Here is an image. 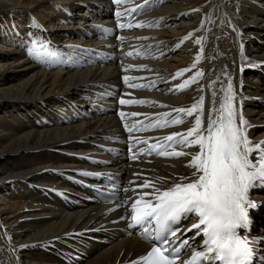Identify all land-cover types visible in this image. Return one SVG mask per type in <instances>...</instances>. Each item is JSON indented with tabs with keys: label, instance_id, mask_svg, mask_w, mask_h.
<instances>
[{
	"label": "bare ground",
	"instance_id": "bare-ground-1",
	"mask_svg": "<svg viewBox=\"0 0 264 264\" xmlns=\"http://www.w3.org/2000/svg\"><path fill=\"white\" fill-rule=\"evenodd\" d=\"M75 1L0 0V57L3 56L0 59V112L8 113L0 120V264H63L65 261L71 260L73 256L65 257L64 255L61 256L60 253L71 251L76 243L63 241L59 247H55L53 244L59 242V240H72L76 235L61 236L60 233L71 229H83L86 223L90 227L98 223L97 220L90 221L94 217L91 213L81 218L83 212L90 208L71 209L63 212L64 215L61 216L62 208H53V204L49 202L43 204L42 201H38L43 198L39 195L34 197L36 203L33 202L34 205H29L26 203V198L30 193L34 194L33 190L29 189L39 187L38 185H29L24 179L34 180L35 176L51 173V170L44 171L41 168L44 166L51 167L52 163H58L57 160L62 162V160L69 158L64 156L63 158L49 150L57 151L83 146L77 144L74 139L89 137L90 132L111 125L113 115H99L92 120L43 128L40 125L45 123L40 118L37 122L34 121V114H32L34 111H31V108H35L45 101L52 103L61 95H76L78 93L76 91H79L88 80L102 77L106 73L113 74L114 66H95L80 69V71L60 69L47 71L30 60L28 48L32 43L26 46L25 55L20 54L9 43L10 47L7 49L10 50V53L8 51L3 52L5 48L3 43L6 42L5 38L10 33V24L21 26L23 21H26L35 28V26H39L37 22H41L42 25L49 28L48 30H53V33L56 34L61 27L57 20L63 22V8H76ZM150 2L151 0H148L147 3L144 1V4ZM35 11L37 13L31 15ZM157 13L168 16L173 15L176 21L178 20L172 27L158 30L159 36L153 38L156 40L170 38L167 40V47L158 52L162 56L169 55L167 60L160 62L161 65L167 67V73H165L162 82L159 84V86L164 85V87L160 88L159 91L164 93L168 90L178 89L179 85L186 80H190L197 71L203 73L202 77L197 78L199 84L196 81L195 85L192 86L193 91L184 92V98H182L184 93L181 92L163 98L175 104H183L185 101H190L189 95L195 93L194 98L197 96V100L196 102L190 101L189 107L197 104L202 98L201 90L205 85L203 82L207 79V75L211 77L209 83L212 84L214 78V82L218 86L215 90L218 99L212 104V108L210 107V115H215L213 109L219 107L228 86L231 85L235 96L234 104L238 112L242 113L244 119L251 125L247 128V136L252 142L257 137L264 138V107L262 106L264 102V85L260 83L261 80H264V75L255 77L257 73L255 71L264 68V61L259 60L264 58V54L260 53V56L250 58L241 47L239 35V31L245 34L248 29V32H255L264 36V0H170V3L159 8ZM189 34H191L190 38L184 39ZM197 40L201 42L198 44L196 43ZM73 41V39H69L70 43ZM255 47L257 49L251 50V52L264 50V44L255 45ZM201 48L203 49L202 52ZM197 56H200L199 61L196 59ZM14 60H17V63H14ZM249 60H256V62L251 65ZM193 64H195V67H192ZM16 67H20V70H18V73L15 72L11 75L10 71L16 69ZM182 67L190 69V71L180 80L176 78L179 71L174 69ZM195 69L196 71L193 72ZM24 72H28L30 75L23 78L18 84L7 85V87L2 86L7 80H10L11 76H13V79H17ZM191 72L193 73L190 74ZM253 72L254 74L251 75ZM240 74L243 76L241 81L238 80ZM172 79L173 81H171ZM240 87L241 90H239ZM157 90L156 92L147 93L148 98L152 99L154 95H159L160 93ZM258 95H260L259 99L253 98ZM241 97L244 99V104L238 102V100L241 101ZM88 103L90 104L92 101ZM163 105L162 107H164ZM79 107L85 110V107ZM40 108L35 111L46 113L45 109L41 110ZM252 116L255 117L252 118ZM19 118L25 119L20 121ZM202 121H204V118ZM252 127H255V130L259 132L255 138L250 137V134L255 131ZM181 129L184 128H174L171 131ZM187 151L190 152L187 153ZM198 152L199 148L196 146L187 147L185 149L187 156H179L178 159L169 161L167 165L161 164L159 160H146L144 157L146 161H154L150 164L152 167H149L148 164L144 165L150 168V170H144L146 172L144 181L152 182L149 184H155V187L160 189L162 186L174 183L182 177L192 178L194 169L187 166L191 161L188 156L191 153L196 154ZM253 158H255V154ZM48 160H51L49 165L44 163ZM137 161L142 162L143 160L139 159L133 162ZM130 163L132 162H127V164ZM64 166L69 167L68 164ZM128 166L125 165L124 169L126 170ZM62 171L64 170L61 168L59 172ZM132 173L134 171L130 172V177H133ZM12 175L23 177L22 180L20 178L9 179ZM49 178L52 177L49 176ZM133 185H137V188L130 192L141 191V185L136 183H133ZM48 190L46 187L41 188L42 195L48 194ZM143 193L152 194V187H144ZM53 197L52 195L51 198ZM147 197L144 199L146 200ZM137 198L133 197L132 202ZM153 198L154 196L151 197V199ZM32 211H37L38 215L48 211L50 216L35 219V217H32L35 215ZM131 215L132 212H129L127 217ZM90 233V229H86L84 234L87 237H76L77 241L86 243ZM52 236H58V240L53 241L50 239ZM115 238L111 239L108 245H101L98 249L95 245L82 264H126L124 260L130 259L144 250L145 244L137 238L121 237L119 240ZM23 244L27 250L22 248ZM48 247H52L49 250L52 253H42V250ZM54 253L56 254L52 255Z\"/></svg>",
	"mask_w": 264,
	"mask_h": 264
},
{
	"label": "snow or ice",
	"instance_id": "snow-or-ice-1",
	"mask_svg": "<svg viewBox=\"0 0 264 264\" xmlns=\"http://www.w3.org/2000/svg\"><path fill=\"white\" fill-rule=\"evenodd\" d=\"M125 2L126 0H115L117 4ZM147 2L148 0H145V3ZM127 11L135 12L136 8ZM122 15L121 12L116 13L117 17ZM135 26L143 27V24ZM119 27L131 28L133 25L120 24ZM190 36L191 34L184 39ZM119 39L124 38L119 37ZM200 42V40L196 41L198 44ZM28 54L38 62L57 55L46 42L38 40H33L28 48ZM128 55L131 56L132 53L129 52ZM196 59L199 61L200 56ZM192 67H195V64ZM184 71L190 69L181 70L176 75H183ZM202 76L203 73L197 71L190 80L179 85V88L188 87ZM123 79L127 82L129 77L125 76ZM131 86L136 87V85ZM140 87L144 86L140 85ZM234 100L235 96L229 85L219 107L213 109L215 115L209 116L206 128H203L202 121L203 98L190 108L173 109L186 116H192L196 112L194 126L188 129L186 134L174 133L165 137V141L171 143L160 144L159 150L155 144L140 150L141 154L150 155L155 151L160 156L179 157L187 153L175 150L168 152L166 149L176 143L184 147L199 146V152L192 155L187 165L194 169L192 178H181V181L187 182L175 183L163 191L148 182L142 185L145 188L155 189V202L145 200L144 196H141L132 204V220L135 224L154 221L157 231L162 235V246L152 247L139 261H134L132 264H177L179 254L191 250L189 241L195 242L198 236L203 237L202 246L199 250H191L190 259L180 261V264H216V262L250 264L253 257L258 255L254 247L255 241L240 235L237 230L246 228L250 224V209L256 208L258 203L264 205V202H256L251 198V190L264 185V141L253 143L248 138L246 132L251 125L244 119L242 113L238 112ZM120 103L130 102L120 100ZM120 115L123 118L125 114L121 112ZM172 123L180 124L183 120L177 118ZM162 126H168V122L151 125V127ZM125 127L131 132L136 126L125 125ZM175 137L180 139L176 140ZM139 142L148 143V141ZM254 154L255 158H253ZM192 216L196 217L197 222L191 224L185 231H196L192 237L181 239L172 225L178 219ZM165 231L179 241L176 247H168L169 243L175 241H169L168 236L163 235ZM261 264H264V259L261 260Z\"/></svg>",
	"mask_w": 264,
	"mask_h": 264
},
{
	"label": "rangeland",
	"instance_id": "rangeland-1",
	"mask_svg": "<svg viewBox=\"0 0 264 264\" xmlns=\"http://www.w3.org/2000/svg\"><path fill=\"white\" fill-rule=\"evenodd\" d=\"M91 1L92 0H89V2L91 3ZM164 4L165 3H163V4H161L159 7H157V8H155V10H157V9H159L162 5V7H164ZM168 4V3H167ZM166 5V4H165ZM35 13H37L36 11L34 12V13H31V14H33V15H35ZM40 18H41V16H39ZM242 19H244V18H242ZM246 22V21H245ZM45 24H46V22H45ZM16 27V28H15ZM19 27V28H18ZM15 28V29H14ZM10 34H9V37H8V39L6 40V42H4L3 43V45H4V49H3V52L4 53H6V51H8L9 53H10V50L9 49H7V48H9L10 47V45H8V42L9 41H11V39L13 38V39H19V40H21V39H23V38H27L28 36L27 35H29V33L27 34V32H28V30H31V27L28 25V22H26V21H23V23L21 24V26H17V24H10ZM13 29V30H12ZM18 29V30H17ZM20 29V30H19ZM22 29V30H21ZM1 30V29H0ZM246 30V29H245ZM15 31V32H14ZM246 31H248V29L246 30ZM250 32V31H249ZM2 33V32H1ZM32 33V32H31ZM251 34H253V32H250ZM18 35H20V36H18ZM255 36V35H254ZM261 37H258V39L259 40H263L264 39V36L263 35H260ZM73 40H75V39H73ZM18 42V41H17ZM264 44V43H263ZM262 44V45H263ZM1 45V44H0ZM255 45L256 44H254V46L252 47V48H254L255 47ZM249 51V50H248ZM262 51H264V50H261V51H258V52H255L254 51V53H250L252 56H260V53L261 54H264V53H262ZM4 53H1V54H4ZM177 54V53H176ZM263 56V55H262ZM3 57V56H2ZM2 57H0V59L2 58ZM255 57V58H256ZM253 58V57H252ZM14 63H17V60H14ZM81 69H86V68H81ZM18 70H20V67H16V69L14 68V70H11L10 71V73H11V75H13V74H15V72L16 73H18ZM80 71V70H79ZM196 71V69L195 70H193V72H195ZM193 72H191L190 74H192ZM30 74L28 73V72H24V73H22V75L19 77V78H17V79H13L12 77L13 76H11V78H10V80H7V82L6 83H4L2 86L3 87H7V85H14V84H18L19 82H21V80L23 79V78H26V77H28ZM196 83H198L199 84V82H196ZM261 84H263L264 85V80H261V82H260ZM162 87H164V85H162ZM161 86H159L158 85V90L157 91H159V89L160 88H162ZM243 89H244V87H242ZM188 91V90H187ZM154 92H156V90L154 91ZM263 104H264V102L262 103V106H263ZM257 105V104H256ZM31 109H33V108H31ZM256 110H257V108H256ZM5 113V114H4ZM32 114H34L33 112H32ZM8 115V113L7 112H0V120H1V118L3 117V116H7ZM210 116V115H209ZM209 116H207V118H209ZM255 116H252V118H254ZM31 118V117H30ZM40 118V117H39ZM20 119V118H19ZM23 119H25V118H23ZM23 119H20V121H22ZM205 120V119H204ZM204 124H205V121L203 122ZM56 124H44L43 126H40V127H43V128H49V127H53V126H55ZM255 127H257V126H255ZM255 127H252L253 128V130H255ZM183 128V127H182ZM185 128V127H184ZM257 133H259L258 131H253L251 134H250V137H252V138H255L256 137V135H257ZM253 135H255L254 137H253ZM249 137V136H248ZM51 152V151H50ZM190 151H187V153H189ZM141 159H144V157L143 158H141ZM58 161V163L57 162H54V163H52L51 164V160H48V161H45L44 163L45 164H47V165H49V164H51V165H54V164H66V161H63L62 160V162H61V160H57ZM45 174V173H44ZM22 177L23 176H21V175H12L11 177H9V179H11V178H17V179H21L22 180ZM24 179V178H23ZM34 180H31V179H24V180H28V182L30 183V185H32V186H34V185H38V187L39 188H31V189H29V190H33L32 192L34 193L33 195L30 193L29 195H28V197L26 198V203H28L29 205H34V203H36V199L34 198V197H38V195L39 196H42V197H44L43 195H42V192H41V188H43V187H46V185L47 184H45V183H47V182H51V180L53 181V179L52 178H49V176L48 175H38V177L37 176H35V178H33ZM34 182H36V183H34ZM37 190V191H36ZM34 198V199H33ZM46 199H49V198H46ZM38 201H40L41 202V200H38ZM34 202V203H33ZM32 203V204H31ZM42 203L44 204V202L42 201ZM129 205L131 204V203H128ZM64 215V213H61V216H63ZM60 216V217H61ZM26 226V225H25ZM23 228V227H22ZM8 239H10V238H8ZM85 262V260H83L82 262H81V264L82 263H84Z\"/></svg>",
	"mask_w": 264,
	"mask_h": 264
}]
</instances>
